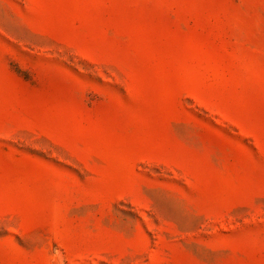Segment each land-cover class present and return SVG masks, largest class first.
<instances>
[{"label": "rangeland", "instance_id": "obj_1", "mask_svg": "<svg viewBox=\"0 0 264 264\" xmlns=\"http://www.w3.org/2000/svg\"><path fill=\"white\" fill-rule=\"evenodd\" d=\"M0 264H264V0H0Z\"/></svg>", "mask_w": 264, "mask_h": 264}]
</instances>
